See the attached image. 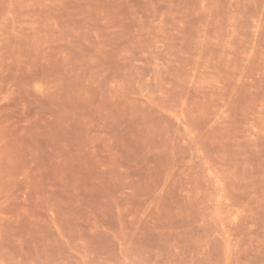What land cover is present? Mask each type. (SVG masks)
Here are the masks:
<instances>
[{
  "label": "rangeland",
  "instance_id": "obj_1",
  "mask_svg": "<svg viewBox=\"0 0 264 264\" xmlns=\"http://www.w3.org/2000/svg\"><path fill=\"white\" fill-rule=\"evenodd\" d=\"M0 264H264V0H0Z\"/></svg>",
  "mask_w": 264,
  "mask_h": 264
}]
</instances>
